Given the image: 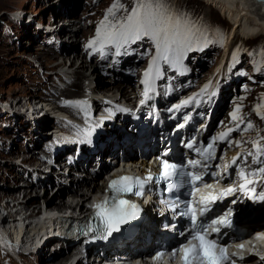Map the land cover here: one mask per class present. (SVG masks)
<instances>
[{
  "label": "rangeland",
  "instance_id": "rangeland-1",
  "mask_svg": "<svg viewBox=\"0 0 264 264\" xmlns=\"http://www.w3.org/2000/svg\"><path fill=\"white\" fill-rule=\"evenodd\" d=\"M114 3H117V0H0V184L4 188H11L18 194L20 189L18 182L23 177H15L13 173L20 171L21 167H41L43 171L45 170L44 172H49L45 169L48 157L42 152L44 146L41 144L44 138L38 133V128L35 132H32L31 127L29 128V119H32V115L33 120L36 119L34 113L40 117L51 118L54 133L64 141L74 142L75 138L81 134L79 127L74 130V122H85L86 117L95 121L100 115V110L97 114L91 113V110L101 102L105 104L104 98H119L120 96L128 103L132 101L143 70V63L139 58L145 61L149 56L154 55L152 44L147 40L138 41L131 46L128 55L121 56H115L110 52L102 57L100 53H92L87 48L88 42L96 35L98 25ZM119 3H122L124 8L130 9L135 0H119ZM163 4L165 8L169 7L174 10L173 13L187 14L201 28L208 40L212 41L201 51L187 53L183 61L191 68L189 77L193 79V84L199 78L204 82L212 79L213 86L222 88L221 96L224 99V104L221 105L222 113L226 107L228 110L233 102L237 101L241 106L240 116L249 118V122L254 126L251 129L252 136L256 137L257 133L263 141L264 119L261 118V114L251 113V111H253L252 107L257 104L264 105V32L250 38L245 37L241 32H236L231 19L225 16L219 7L207 3L206 0H163ZM66 7L69 9L66 15L78 17L81 25V19H85L86 25L82 27L88 38L86 43H76L63 35V39L73 45L68 46L65 56H61L56 55L62 52V48L59 47L54 33L64 25L61 21H64L67 16L63 17L64 15H60V12ZM124 15L126 13L123 10L117 13L118 17ZM59 22H61V27ZM82 33L80 28L76 35L82 36ZM217 40L219 42H215ZM41 46L45 49L38 50L37 48ZM85 46L86 52L92 55L91 59L85 58L87 60L85 73L88 76V81H85L86 89L84 86L82 93L78 96H64L63 90L67 86L65 81L57 76L65 75L66 72L72 76L75 75L76 68L68 69V67L76 61L75 51L80 52ZM37 51L45 52L52 58L48 66L43 65L44 60L37 57ZM68 53L71 54L69 58L66 56ZM82 57L81 54L79 63L82 62ZM126 58L136 60L140 68V74L137 73L138 77L127 82L121 77L124 76L125 69L131 66L120 63ZM100 60L105 68L102 72H100L101 69L95 71ZM64 61L66 63L64 69L59 68L57 72L52 71L57 63ZM113 66L118 67L117 72L120 75L115 80L112 79L110 73H106V70ZM103 85L110 88L117 85L114 87L115 94L102 89ZM230 92H234V95L227 96ZM62 96L65 97L62 103L56 100ZM38 98H41L38 102L40 105L51 101L54 106L50 111H40L32 105ZM78 100L87 101L86 110L65 103V101ZM17 116H21L22 124L17 120ZM49 131L51 129L48 128L46 134ZM27 136L32 139L31 144H34L31 149L26 145ZM40 162H42L41 165H39ZM7 183L13 184L8 185ZM42 190L40 188L34 190V196L38 197L37 200H43L45 192L42 195L38 193ZM72 190L69 192L72 193ZM56 191H58L57 188L50 190L51 194ZM70 197V195L67 196V200H71ZM9 198L13 200L12 197ZM58 198L61 199L59 196ZM3 202V199L0 200V204ZM40 243L39 250L46 243V238H42ZM3 255H9L16 264H23L12 258L8 252ZM29 258L35 260L36 257L32 255Z\"/></svg>",
  "mask_w": 264,
  "mask_h": 264
},
{
  "label": "snow or ice",
  "instance_id": "snow-or-ice-1",
  "mask_svg": "<svg viewBox=\"0 0 264 264\" xmlns=\"http://www.w3.org/2000/svg\"><path fill=\"white\" fill-rule=\"evenodd\" d=\"M121 10L126 15L118 17L117 13ZM144 40L152 44L154 55H152L148 68L143 73V79L140 81L144 86V99L141 100V104H144L150 98L149 94L155 91L156 80L163 76V64H167L172 69H183V61L187 53L201 51L212 42L187 14L170 12L165 8L162 0H135L130 9L124 8V5L117 0V3L108 9L96 29L95 37L88 42L87 48L92 53H100L102 57L107 56L110 52L115 56H121L128 55L132 45ZM210 88L211 83L205 85L197 96L206 93L210 100L216 94L215 92L209 93L208 89ZM196 98V96L189 97L182 104H177L170 110H179L182 106L192 103ZM65 103L85 110L88 107L87 101L83 100L65 101ZM262 108L264 105H256L257 113L261 114V118L264 119V113H261ZM240 112L241 106L237 105L231 114L232 120L238 122L236 129L229 128L226 132L213 136L210 142L202 147L197 144L195 139L186 143L185 147L191 149L200 159L193 158L178 163L169 156L168 152H164L160 157H157L158 175L156 177L149 174L145 179H141L125 175L112 180L109 184V190L112 192L111 197L94 206L95 216L103 225L104 238L111 236L113 232H119L122 224L135 219L139 214V206L124 199V195L143 196L147 183L163 181L165 182V191L172 193L175 197V202L170 205L172 211L179 209L178 215L187 218L188 223L186 231L180 233L181 236H184V242L178 249L171 251L173 259L182 253L183 264H226V262L236 264L237 259L244 260L245 257L235 253L229 256L227 241L218 242L223 236L228 235L227 232H222V229L233 228L232 210L213 215V209L210 207L222 197L234 194L237 187H226L219 195L209 193L202 196L198 201L203 205L200 208L197 207L195 197V193L199 192L201 187H212L213 178L228 174L233 177L239 176L242 181L239 184V190L249 199L264 201V191L257 195L255 188L250 187L256 180L249 178L250 175L256 177L258 174H264V159H262L264 147L259 141H253L255 153L249 152L243 158V162L247 164L248 156H252V162L261 165L252 169L251 173L244 168L228 173L230 165L227 163L224 164L223 171H216L220 168L219 163L217 162L215 168L210 163L216 159L217 142L227 141L233 131H247L254 127L251 122H248L241 129L243 118L239 115ZM179 126L184 127V124ZM90 134L91 131L88 132V135ZM231 142L240 144L239 141ZM240 159V155L233 157L232 165H236ZM209 168H213V170L207 171ZM205 175L208 177L207 180H205ZM215 182L219 183V180L217 179ZM231 203H236V200ZM238 247L243 250L245 245L239 243ZM163 255V252L157 254L158 257H163ZM260 259H264V257H260Z\"/></svg>",
  "mask_w": 264,
  "mask_h": 264
},
{
  "label": "bare ground",
  "instance_id": "bare-ground-1",
  "mask_svg": "<svg viewBox=\"0 0 264 264\" xmlns=\"http://www.w3.org/2000/svg\"><path fill=\"white\" fill-rule=\"evenodd\" d=\"M206 1H207V3H209L211 5L219 7L221 9V12L225 16H227L228 18L231 19V21L233 22V25L236 29V32L237 31L241 32V34L244 35L245 37L250 38L256 34L264 32V0H206ZM162 2H163V0H162ZM167 9L170 12L174 11V10L170 9L169 7H167ZM67 13H69L68 7H66V9L61 11L60 15H65ZM61 22H64V25L60 29L58 28V30L55 31L54 35H55L56 41L58 42L59 47L62 48V52L61 53L58 52L56 55L65 56V54L67 52L66 49L69 48L68 46H72L73 44L72 43L69 44V43H67V41L65 39H63V37L66 36L65 30L67 29V25H65V20L61 21ZM81 22H82V25H86L84 18L81 19ZM82 25L80 28L83 31V33H82V36L80 35L81 38H79V41L86 43L87 42L86 39L88 38V35L85 33V30L82 27ZM37 49L40 50V49H45V48L41 46V47H38ZM75 52H76V55H75L76 61H73L71 63V65L68 67V69L76 68L75 69V75L72 76L69 74V72H66L65 75L62 74V75L57 76V77H61L63 79V81H65L64 83L67 86L63 90L64 96H67V95H77L78 96L79 94L82 93L81 91L83 90L84 86H85L84 88L86 89L85 81L86 82L88 81V76L85 73V68H87V60L85 58L88 59L92 55L88 54V51L86 52V46L80 52H79V50H77ZM141 52H143V50ZM81 54L83 56L82 62L79 63ZM66 56H68V58H69L71 56V54L68 53ZM37 57L41 58V60H44L43 65H45V66H48L49 65L48 63H50L51 59H52L50 56L46 55L45 52H40V51L38 52ZM64 63H65V61L57 63L55 66V69H53L52 71L57 72L59 68L64 69V67L66 66V63L65 64ZM78 63H79V65H77ZM101 63H102L101 60L98 61V63H97L98 67L95 69V71H99V69H101L100 72H102L105 69L104 66L101 65ZM120 63L121 64H129L131 67H135V72H134L135 77L136 76L138 77V75L140 74L139 73V71H140L139 64H137L138 62L136 60H130V58H126L125 60L121 61ZM117 69H118L117 66H113L111 68H108L106 70V73H110L112 79L115 80L116 77L120 76L117 72ZM137 73H139V74L137 75ZM121 78L123 79V77H121ZM123 80L126 82L129 81L127 78H124ZM114 87H117V85L113 86L112 88H110L109 86L103 85V87H101V88L104 90H107L109 92H114L113 94H115ZM119 88H121V86H119ZM122 90H123V88H122ZM64 96L58 97L56 100H59L61 102L64 100V98H65ZM221 97H223V96H221ZM46 98H49V96H47ZM222 100H223V98H222ZM237 103H238L237 101L233 102L234 105ZM101 107H102L101 104L97 105L96 107H94L91 110V113L94 112V114H97L98 111L101 110ZM221 108L222 107H220V109ZM228 110L230 111L231 108H229ZM221 113H222V111L220 112V115H221ZM34 115H36V116H34V117H36V119L33 120V115H32V119H29V123H30L29 128L31 127L32 132L33 131L35 132L38 128V133H40L42 138H44L42 141V144H41L44 146V148L47 147L48 149H53V150L58 151V149L60 147H66L70 143L68 139H67L68 141H64L57 134L54 133V131L52 129L53 123H51L52 120H50L51 118L40 117L39 115H37L35 113H34ZM17 120L19 121V123L22 124L21 116H17ZM58 123H60V122H58ZM48 128H49V130L51 129V131H49L46 134V130ZM44 134H46V135H44ZM27 137H28V141H27L26 145L28 148L31 149V148H33L34 144H31L32 139L29 136H27ZM263 147H264V145H263ZM44 148L42 149L43 150L42 152L45 153L47 156H51V153L45 151ZM232 154L233 153H231V155H230L231 157L233 156ZM52 157H53V155H52ZM52 157H51V159H52ZM46 159H48V158H46ZM227 160L229 161V163L231 162V159H227ZM30 162L32 163V161H30ZM83 163H85L84 164L85 166L87 165L86 160ZM41 164H42V162L39 163V165H41ZM60 164H61L60 161L56 162L57 166H59ZM239 165L241 166V162H239ZM77 170H79V169H77ZM44 171L42 170L41 167L36 168L35 166H30V167H25V168L21 167L20 171H16L13 173V175L15 177L22 176V177L27 178V180H28L25 182L26 184H28V187L24 188L27 191L26 192L27 196L26 197L24 196V198H22V199H20V197H17V191L12 190L11 188H4L0 184V200L4 199L6 197H12L13 200L18 201L17 206L14 205V207H16V210L15 211L10 210L9 215L7 216V220H8V218H9V221H11L10 220L11 218L16 220L17 215H20V216H22L23 214L27 215L28 212H29L28 217H38V216L40 217L44 213L43 209H41V207L39 206L41 201L44 202V205L46 208L55 209L59 212L63 211L65 208L79 207L80 212L84 213L89 209L87 206V203L90 201L92 196L96 192L102 191L104 189L103 185H100L99 183H95V186L92 189L90 187L88 191H82L81 194L74 193L73 191L71 193V192H69L71 190L70 185L67 183H64L61 180V176L55 177V176L49 174V172H44ZM97 172H98V169H97ZM71 178H72V181H74L75 177L72 176ZM22 180H24V179H22ZM78 180H79L78 184L80 185L81 188H82V185L83 186H89L87 177H85V178L80 177ZM18 183H20V182H18ZM7 184L12 185L13 183H10V184L7 183ZM58 184L60 185L59 190L56 192H52V194H51L50 190H54V187ZM37 188L46 189L45 196H43V200H41V201L37 200L38 197L34 196V193L32 192L33 190H36ZM20 190L21 189H19L18 192ZM69 195L72 196V201L67 200V196H69ZM58 196L61 199H59V198L57 199ZM232 197L234 200H236V203L233 204L230 201L229 205L234 207L235 209H237L236 211H239L241 214L244 215L246 213V212H244V210L246 209V206L247 207L250 206L249 211L254 210L255 204L253 203V199H249L248 196L245 195L244 193H242L241 191H238ZM13 200L8 198V200L5 204L9 205V203L11 204V201H13ZM149 206H150V208L152 207L151 204H149ZM64 212H67V210H65ZM54 213L55 212H53V214ZM43 216H45V215H43ZM69 220H70V218H68L64 215H56L54 218V221H52V222L50 221L49 223H47L49 220H46V219H45V222L40 221L38 224H37V222H38L37 221L35 223V226H32L31 231L32 232L33 231L35 232V230H38V232L41 231L39 233V235L41 234L39 236L40 240L45 237L46 243L43 245L42 249L38 250V253L36 254L35 260H31L29 258V256H26L25 258H23V264H68V261L72 256L71 255L72 250L76 246H78V245H74L73 247H70L69 249L64 247V244H66L65 242H67V241L68 242H75V239L72 236H70L69 233L66 232L65 223H67V221H69ZM30 224H32V223H30ZM57 233L60 234L59 237L55 236V234H57ZM63 237H66V238L64 239ZM0 253H2V254H0V264H16L14 262V260H12L9 257V255L8 256L3 255L5 253H7V251L5 249L0 247Z\"/></svg>",
  "mask_w": 264,
  "mask_h": 264
},
{
  "label": "trees",
  "instance_id": "trees-1",
  "mask_svg": "<svg viewBox=\"0 0 264 264\" xmlns=\"http://www.w3.org/2000/svg\"><path fill=\"white\" fill-rule=\"evenodd\" d=\"M71 49V48H70Z\"/></svg>",
  "mask_w": 264,
  "mask_h": 264
}]
</instances>
